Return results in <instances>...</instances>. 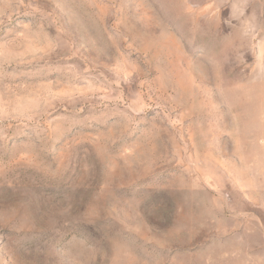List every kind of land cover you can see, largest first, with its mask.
Segmentation results:
<instances>
[{
    "label": "rangeland",
    "instance_id": "1",
    "mask_svg": "<svg viewBox=\"0 0 264 264\" xmlns=\"http://www.w3.org/2000/svg\"><path fill=\"white\" fill-rule=\"evenodd\" d=\"M0 264H264V0H0Z\"/></svg>",
    "mask_w": 264,
    "mask_h": 264
}]
</instances>
